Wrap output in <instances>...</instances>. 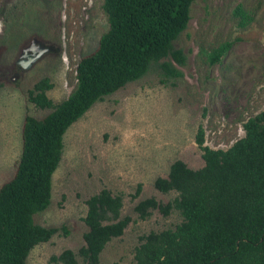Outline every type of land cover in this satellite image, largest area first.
<instances>
[{
    "label": "rangeland",
    "instance_id": "obj_1",
    "mask_svg": "<svg viewBox=\"0 0 264 264\" xmlns=\"http://www.w3.org/2000/svg\"><path fill=\"white\" fill-rule=\"evenodd\" d=\"M102 4L0 0V186L16 171L25 116L51 111L30 101L28 91L43 77L53 83L48 96L55 104L74 90L80 59L109 29ZM190 14L174 42L187 57L184 65L173 61L181 76L166 78L154 65L97 101L66 131L50 205L34 215L36 223L58 232L31 250L28 264H64L52 257L85 244L86 200L103 188L122 196L120 217L131 221L107 243L99 264H136L142 236L175 228L183 216L177 209L166 216L154 209L142 219L135 205L147 197L162 204L174 199L175 190L164 193L154 183L168 176L176 159L194 169L204 165L199 126L205 145L227 149L244 136L247 119L264 111V0H195ZM227 41L228 53L210 64L208 52ZM28 52L36 59L23 67Z\"/></svg>",
    "mask_w": 264,
    "mask_h": 264
},
{
    "label": "trees",
    "instance_id": "obj_2",
    "mask_svg": "<svg viewBox=\"0 0 264 264\" xmlns=\"http://www.w3.org/2000/svg\"><path fill=\"white\" fill-rule=\"evenodd\" d=\"M194 1L103 0L109 29L80 59L74 90L55 104L48 96L53 83L43 77L28 91L30 101L51 111L42 118L25 116L16 171L0 186V264H28L31 250L58 232L36 223L34 215L50 205L52 176L68 128L97 101L141 79L154 65L166 78L181 76L173 61L184 65L187 57L174 42L188 26ZM231 46L227 41L208 52L209 63L221 62ZM244 129L229 148L214 149L205 145L199 126L196 141L204 165L194 169L176 159L167 177L156 178L158 190L177 195L165 204L154 197L140 200L135 205L140 218L154 209L165 216L177 209L183 220L142 236L136 264H264V111L248 118ZM139 192L140 185L135 195ZM86 203L85 244L77 252L65 249L52 257L54 262L99 264L107 243L123 235L131 221L120 217L123 198L109 189Z\"/></svg>",
    "mask_w": 264,
    "mask_h": 264
},
{
    "label": "water",
    "instance_id": "obj_3",
    "mask_svg": "<svg viewBox=\"0 0 264 264\" xmlns=\"http://www.w3.org/2000/svg\"><path fill=\"white\" fill-rule=\"evenodd\" d=\"M36 58L35 57H28V59L20 61L23 67H29L31 62H33Z\"/></svg>",
    "mask_w": 264,
    "mask_h": 264
},
{
    "label": "flooded vegetation",
    "instance_id": "obj_4",
    "mask_svg": "<svg viewBox=\"0 0 264 264\" xmlns=\"http://www.w3.org/2000/svg\"><path fill=\"white\" fill-rule=\"evenodd\" d=\"M26 57H27V58L30 57L29 52L26 54Z\"/></svg>",
    "mask_w": 264,
    "mask_h": 264
}]
</instances>
